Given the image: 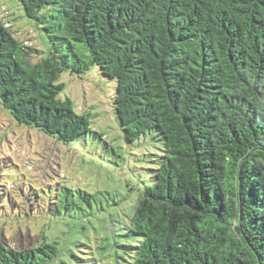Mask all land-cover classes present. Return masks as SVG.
Segmentation results:
<instances>
[{"label":"trees","instance_id":"obj_1","mask_svg":"<svg viewBox=\"0 0 264 264\" xmlns=\"http://www.w3.org/2000/svg\"><path fill=\"white\" fill-rule=\"evenodd\" d=\"M18 1L51 50L33 62L39 50L0 17V103L17 121L66 145L87 135L60 78L98 66L123 138L164 141L127 264H264V0ZM57 254L46 236L0 244V264Z\"/></svg>","mask_w":264,"mask_h":264},{"label":"rangeland","instance_id":"obj_2","mask_svg":"<svg viewBox=\"0 0 264 264\" xmlns=\"http://www.w3.org/2000/svg\"><path fill=\"white\" fill-rule=\"evenodd\" d=\"M0 17L39 50L33 62L49 55L47 34L18 0H0ZM60 81L61 97L91 119L88 134L72 144L17 121L0 103V244L31 249L46 236L58 249L47 264H127L133 205L154 184L164 141L154 131L123 138L112 110L116 82L98 66L64 72Z\"/></svg>","mask_w":264,"mask_h":264}]
</instances>
